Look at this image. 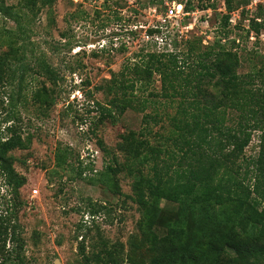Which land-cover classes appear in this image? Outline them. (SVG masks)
Returning a JSON list of instances; mask_svg holds the SVG:
<instances>
[{
    "label": "rangeland",
    "instance_id": "obj_1",
    "mask_svg": "<svg viewBox=\"0 0 264 264\" xmlns=\"http://www.w3.org/2000/svg\"><path fill=\"white\" fill-rule=\"evenodd\" d=\"M170 8L181 14L166 19ZM23 24L18 32L0 14V55L19 49L20 58L9 65L13 82L0 93V135L14 124L28 140L26 149L8 153L24 184L8 185L0 175V214L18 227L25 264H81L82 246L88 251L98 233L126 244L142 220L131 198L133 179L108 171L128 163L122 136L150 129L152 147H172V119L181 102L178 95H164L154 73L149 84L135 85L145 107L100 122L98 105L108 107L116 97L113 81L122 74L131 80L124 68L143 65L148 54L173 53L180 65L188 64L190 44L201 49L215 40L237 53L239 73L264 65V0H53L50 10L41 8ZM147 26L160 28L163 43L145 39ZM257 144L254 137L247 157L256 154ZM158 206L176 208L166 201Z\"/></svg>",
    "mask_w": 264,
    "mask_h": 264
},
{
    "label": "trees",
    "instance_id": "obj_2",
    "mask_svg": "<svg viewBox=\"0 0 264 264\" xmlns=\"http://www.w3.org/2000/svg\"><path fill=\"white\" fill-rule=\"evenodd\" d=\"M52 4L53 0H17L8 5L0 0V14L22 33L29 15L45 7L50 10ZM147 33L160 37L161 31ZM221 41L203 49L190 44V62H182L188 73L177 54H148L143 65L124 68L134 76L131 80L122 74L113 81L116 97L108 107L98 105L100 122H115L128 108L145 107L147 100L135 97V85L149 84L154 73L164 95H178L181 102L172 119V147H152L146 137L150 129L122 136L120 151L128 163L108 166V171L125 172L133 179L131 198L142 220L126 244L98 233L88 251L82 246L81 264H264V65L239 73V56ZM18 52L11 49L0 55V93L13 82L7 71L20 59ZM42 69L53 75L45 66ZM5 130L6 135H0V175L8 185L21 187L24 180L13 170L8 153L26 149L28 140L14 124ZM254 137L256 154L247 157ZM81 164L78 160L79 176L84 173ZM159 201L176 208L163 210ZM17 230L10 217L0 214V264H25Z\"/></svg>",
    "mask_w": 264,
    "mask_h": 264
},
{
    "label": "built area",
    "instance_id": "obj_3",
    "mask_svg": "<svg viewBox=\"0 0 264 264\" xmlns=\"http://www.w3.org/2000/svg\"><path fill=\"white\" fill-rule=\"evenodd\" d=\"M179 7L181 8V6H178V9H179ZM178 9H175V8L168 9V12L166 13V19L172 20L173 18H177V16L179 14H181V12H179ZM157 28H158L157 26H152V29H157ZM147 29H149L148 26L145 27V29H144V34H145V39L146 40L149 41L151 38H154L155 39L154 43H156L157 46L160 45L161 43H163L162 38H159L158 36L157 37H151L150 35H148ZM159 41H161V42H159ZM34 193H36V192H34Z\"/></svg>",
    "mask_w": 264,
    "mask_h": 264
}]
</instances>
